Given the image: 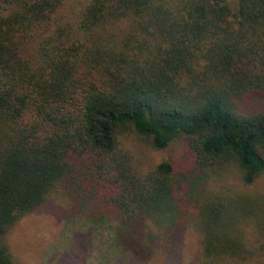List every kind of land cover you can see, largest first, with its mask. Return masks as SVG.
I'll return each instance as SVG.
<instances>
[{"label": "trees", "instance_id": "1", "mask_svg": "<svg viewBox=\"0 0 264 264\" xmlns=\"http://www.w3.org/2000/svg\"><path fill=\"white\" fill-rule=\"evenodd\" d=\"M261 94L264 0H0V264H22L5 236L57 191L141 264L188 230L193 264L260 261ZM129 134L186 160L141 170Z\"/></svg>", "mask_w": 264, "mask_h": 264}, {"label": "rangeland", "instance_id": "2", "mask_svg": "<svg viewBox=\"0 0 264 264\" xmlns=\"http://www.w3.org/2000/svg\"><path fill=\"white\" fill-rule=\"evenodd\" d=\"M70 1L64 11L68 15ZM256 96V97H255ZM258 106L264 105V94L255 95ZM122 145L132 155L135 166L148 170L163 160L185 161V145L172 141L164 149H153L133 134L121 137ZM230 181L241 186L236 171H229ZM252 189L264 191V173ZM66 194L53 192L46 202L21 218L5 236L13 258L22 264H141L133 255L117 243L111 222L96 223L86 210L70 212ZM157 233H161L156 228ZM198 233H164L158 240L155 258L149 264H193L200 251ZM195 260V261H194ZM245 264V263H243ZM247 264H264L260 261Z\"/></svg>", "mask_w": 264, "mask_h": 264}]
</instances>
